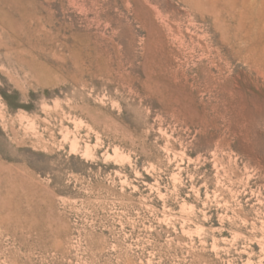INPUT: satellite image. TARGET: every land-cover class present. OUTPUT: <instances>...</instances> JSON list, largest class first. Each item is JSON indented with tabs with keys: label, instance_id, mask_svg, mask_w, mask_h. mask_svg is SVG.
Wrapping results in <instances>:
<instances>
[{
	"label": "rangeland",
	"instance_id": "obj_1",
	"mask_svg": "<svg viewBox=\"0 0 264 264\" xmlns=\"http://www.w3.org/2000/svg\"><path fill=\"white\" fill-rule=\"evenodd\" d=\"M0 264H264V0H0Z\"/></svg>",
	"mask_w": 264,
	"mask_h": 264
}]
</instances>
